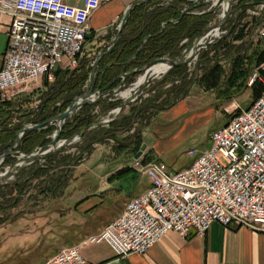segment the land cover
I'll list each match as a JSON object with an SVG mask.
<instances>
[{
    "label": "built area",
    "instance_id": "obj_1",
    "mask_svg": "<svg viewBox=\"0 0 264 264\" xmlns=\"http://www.w3.org/2000/svg\"><path fill=\"white\" fill-rule=\"evenodd\" d=\"M101 2L85 0L83 6H72L65 0H0V17L12 16L0 70V102L29 91L34 82L43 78L52 81L62 67L78 68L87 50L90 17ZM263 9L264 4L259 10L249 11L259 15ZM224 33L221 26L210 27L186 49L181 59L192 69L199 52L223 39ZM258 36L264 40V19ZM188 41L185 39L183 44ZM162 60L146 68L142 83H138L139 78L125 91L116 88L115 99L135 102L143 96L142 85L174 66ZM161 64H168L169 69L155 73L154 67ZM261 68L264 69V64L252 74L250 86L257 79L264 83ZM109 96L110 92L102 97L97 92L91 100ZM122 110L123 106L112 109L101 123L109 125ZM78 139L76 136L73 142ZM62 142L61 145L68 141ZM211 142L212 147L205 151L189 150L193 161L179 171H171L161 161L144 164L135 159L134 167L149 177L150 187L131 199L120 215L83 244L106 242L118 257L125 258L147 253L171 231L187 237L195 228L197 235L204 236L213 223L264 233V90L249 108L237 111L226 125L214 132ZM44 264L93 263L84 258L78 245L61 249Z\"/></svg>",
    "mask_w": 264,
    "mask_h": 264
},
{
    "label": "crops",
    "instance_id": "obj_2",
    "mask_svg": "<svg viewBox=\"0 0 264 264\" xmlns=\"http://www.w3.org/2000/svg\"><path fill=\"white\" fill-rule=\"evenodd\" d=\"M65 1L72 6H83L85 2ZM148 1L102 0L89 20L88 55H94V60L109 55L121 38L131 11ZM125 17L126 22L121 28ZM11 23L10 14L0 17V70ZM239 26L244 25L241 23ZM255 28L253 23H247L240 38L231 36L224 39L182 96L167 105L151 124L136 133V140L142 142L139 151L146 145L139 158L142 163H166L164 158L173 153L180 142L195 140L205 117H212L221 111L225 117L232 118L237 111L249 108L261 96L264 90L262 79L249 85L252 74L264 64V40L259 38ZM238 29L233 36L238 35ZM161 59H154L143 67L129 66L130 60L119 65H128L127 73L141 72L151 62ZM107 67L100 69L105 71ZM247 90L251 93L244 98L242 94ZM125 112L129 113L127 110ZM136 140L129 148L135 149ZM123 145L116 143L120 149ZM129 148L124 146L122 150L128 151ZM93 153L81 164L92 162L90 158ZM135 156L131 161L98 156L99 161L95 166L102 170V175L92 180L73 175L54 199L56 207L45 208L39 216L27 211L25 215L0 225V264H44L61 249L78 245H81L84 258L93 264H264V233L246 227H226L219 223H213L204 236L197 235L195 228L190 230L187 237L171 231L147 253H134L125 258L118 257L106 242L83 244L89 236L101 232L120 215L131 199L147 190V175L134 167ZM74 182L82 183L85 191H73L67 195L66 188Z\"/></svg>",
    "mask_w": 264,
    "mask_h": 264
},
{
    "label": "trees",
    "instance_id": "obj_3",
    "mask_svg": "<svg viewBox=\"0 0 264 264\" xmlns=\"http://www.w3.org/2000/svg\"><path fill=\"white\" fill-rule=\"evenodd\" d=\"M162 2L163 0H149L131 11L118 43L109 55L103 56L98 62L96 69L98 78L95 82V90L111 84L106 91L111 93L121 84L133 82L140 71H136L134 75L123 79L121 75L128 72L126 69L128 65L122 67L119 64L126 63L137 52L136 57L130 60L129 66L143 67L150 61L162 58L166 54L173 57L178 56L180 54L179 43L185 38L192 39L200 35L211 21L212 17L209 14L198 15L192 11L181 18L186 6L192 5L193 1L169 0L166 5L161 4ZM204 5V2H200L196 8H202ZM245 26L238 29V35L233 36L234 39L241 37ZM236 29L231 33L233 34ZM147 37L148 39L144 43V39ZM91 62L89 58H82L80 67L74 71L68 67L60 68L56 73L55 83L53 82L54 84L51 85L49 91L41 96L40 104L33 111L23 108L26 101L0 102V155L17 143L19 132L27 124L43 123L64 112L76 96L82 95L86 91L93 70ZM107 65L105 71H101L100 68H105ZM176 69L181 76L184 67H177ZM179 69L181 70L179 71ZM262 75H264V70H262ZM189 83L172 90L173 93L175 90V94L178 95L177 99L182 96L186 87L190 85ZM262 86L264 89L263 84ZM118 105H120L119 101H109L103 98L95 104L85 103L67 119L59 137L61 140H72L77 134L82 136L84 143L79 155L63 154L65 149L51 152L43 166L36 165L33 170L22 173L16 182L6 185L0 184V225L10 219L11 211L20 203V197L27 192V184L32 179L51 173L55 175L59 169H62L59 172L60 179L70 175L69 167L74 169L75 166L81 164L86 159L83 155L84 152L91 155L95 150V143L105 144L111 139L120 144L132 143L136 136L134 134L128 136V132L135 120L145 115L149 106L146 108L132 107L129 113L111 121L108 128L99 123L100 115L98 116L94 112L98 106L102 108L101 114H107L109 110ZM57 129L58 126L52 123L38 130L27 131L21 138L18 150L31 154L39 147H48ZM136 143L137 145L132 152L133 156L138 153L142 145L140 140H136ZM14 161L15 157L9 155L5 158L3 165H10ZM65 178L63 182L66 181L67 183L69 178H66L67 180Z\"/></svg>",
    "mask_w": 264,
    "mask_h": 264
},
{
    "label": "rangeland",
    "instance_id": "obj_4",
    "mask_svg": "<svg viewBox=\"0 0 264 264\" xmlns=\"http://www.w3.org/2000/svg\"><path fill=\"white\" fill-rule=\"evenodd\" d=\"M202 2L205 3L204 7L202 8L195 7L191 11L195 14H198L202 11H205V14H209L212 18H211L210 23L206 26L203 32L207 31L210 27L221 26L222 31H226V33H224L223 35L224 37L223 39H220V40L217 39L218 41L216 43L208 44V46L205 49H202L199 52L197 64L193 66L192 69H189V66L181 58L184 56L186 49L191 47V45L195 43V41H197V39L203 32L200 35L192 39L185 38V39H188L189 41L184 44H183V41L185 39H183L179 43L180 44L179 45L180 46L179 56H176L175 58H171L169 57L168 54H166L162 57L163 59L162 62L168 63L169 61V63H171L174 66L166 73L159 75L155 79H150L149 83H145L144 85H142L140 87V90H144V95L139 97L138 100H136L135 102H131L130 100H125L124 98L115 99V94L113 91L110 93L109 97L103 98L109 101H119L120 105L118 106H123V110L121 111L120 114L117 115L116 119L124 115L126 113L125 110L129 112L131 108L134 106H141L143 108L144 107L146 108V106H149V109L147 108V112L145 113V115L140 116L138 119L135 120V122L133 123V126L128 132V136L131 134H134L136 136V133L140 129L146 128L149 124H151L155 120V117L157 116V114L161 110L166 108L167 104H169L170 102L178 98V95L175 94V90H174V93L172 92L174 88L176 87L178 88L182 86L183 84H186V82H190L189 84L194 82L196 75L201 74L202 65H204L206 61H209V56L210 54L211 55L213 54L214 52L213 50L217 49L218 46L221 44V42L224 41V39L229 38L231 36L233 37V34L231 32L235 28L237 29L240 28L239 25L241 23L243 25H246L247 23H253V26L256 27L255 29L258 33L259 25L263 22V19H264V9L260 11L259 15L251 14L249 11V10H259L260 5L264 4V0H207V2L206 0H204ZM161 4L166 5L168 4V2L167 0H163ZM226 5H228V9H226ZM187 8L188 6H186L185 9ZM182 17L183 16H181V18ZM231 42H234V41L231 40ZM89 49L90 48L87 47L86 54L83 58H89V60L92 61L91 65L94 68V63H95L94 55H90V56L88 55L90 52ZM172 61H174L175 63L173 64ZM176 62H178V65L176 64ZM80 65L78 66V68L80 67ZM177 67H184V69H182L183 74H181V76H179V74L177 73L178 72V70L176 69ZM76 69H73V71ZM180 70L181 69H179V71ZM262 70L264 69L263 68L260 69L261 76H262ZM145 73H146V69L142 70L135 77L133 82L129 84L123 83L117 88H119V90L121 91L127 90L129 87H131L133 83L137 82L141 76L145 75ZM262 78H264V76H262ZM147 79H149V75L147 76ZM54 81H55V78L52 81H49L44 78L39 81H36L34 82L33 89L27 92H22L18 94L15 98H13L10 101H14V100H17V102L26 101L24 102L23 108H25L26 110L33 111L40 104L41 98H42L41 96L44 95L47 91H49L51 85L55 83ZM89 85H90V79H89L86 90H88ZM250 93L251 91L247 90L245 93L242 94V96L244 98L249 97ZM94 112L98 116L100 115L99 123H101L102 119L108 116V113L101 114L102 108L100 106H98ZM230 119L231 118L225 117L221 113V111L216 112L214 116L212 117H205L202 127L197 133L195 140L193 139L183 140L182 142L178 144V146H176L173 153H171L168 157L164 158V161L169 165L171 171H179L187 167L193 161V158L188 155V151L190 148L196 147L197 149L201 151L210 149L212 147L211 135L217 130L221 129L224 125H226L230 121ZM15 121L17 120L15 119ZM30 125H34V124H27L25 127L30 126ZM103 126H105L106 128L109 127V125H106V124H103ZM54 134H53V137H54ZM76 136H79L80 139H78L76 142H73ZM63 140L64 139L62 140L60 139L59 143H63L62 142ZM135 140L136 138H134L132 142ZM67 141L68 142L66 144L61 145L59 148H57L56 150H52L51 152L65 149L63 151V154L79 155L81 152V146L84 143V139L82 138V136L77 134L72 138V140H67ZM114 142L115 141L114 140L112 141L111 139L107 141L105 144L95 143L94 144L95 152L93 153V156L90 158L92 162L87 161L86 164L85 163L81 165L79 164L77 165L78 167L75 166V168L77 167L76 170H74L75 168L73 169V167H69V170H71V174L62 177V179H60L61 177L59 176V172L62 169L61 170L59 169L55 173V175H52L51 173L47 176L32 179L27 184V192L20 197V203L15 209L11 211L12 216H10V219L8 221H12L18 216L25 215L27 211H33L34 214L39 216L43 214L42 211L45 208L50 209V207L51 208L56 207V202H54V199L59 196L60 192H62L65 185L68 183V181L73 175L84 176V177L89 178V180H92V178L95 176L102 175L103 173L102 170L96 169V166H95V163L99 161L98 156L99 158H102V159H112L113 158L115 160L116 159H121V160L126 159V160L131 161L132 156H133V153H132L133 149L129 147L131 145H134L135 143L133 142V143L124 144L123 147L126 146L129 148L128 151H124L122 150L123 147L122 149H120L119 147L116 146L117 142L115 143ZM18 148L13 150L10 154L15 157V161L12 164L4 166L3 165L4 161L2 162V164H0V184L2 185H6L14 181L16 182L17 180H19V177L22 175V173H26V172L33 170L36 165L43 166L45 164V161H46V158H44L45 154H42L39 156L40 158L38 160L34 161L37 164L36 163L33 164L34 162H31V163L21 162V163L16 164L15 167H12V165L18 161V158L23 157V156H28L31 154H36L39 151V149L42 147L37 148L31 154L23 153L19 151ZM83 155L86 158H89L91 156L86 152H84ZM65 177L69 178L67 183L66 181L63 182ZM145 180L148 183V188H149L151 185L149 177L146 176ZM73 191L83 192L85 191V187L80 182L70 183L68 187L66 188V193L67 195H69V193Z\"/></svg>",
    "mask_w": 264,
    "mask_h": 264
},
{
    "label": "water",
    "instance_id": "obj_5",
    "mask_svg": "<svg viewBox=\"0 0 264 264\" xmlns=\"http://www.w3.org/2000/svg\"><path fill=\"white\" fill-rule=\"evenodd\" d=\"M202 1H204V0H194L193 4L183 11L182 16H184L187 13H189L191 10H193L196 7V5L199 2H202ZM125 22H126V17L122 20L121 28L124 26ZM99 59H100V57H98L95 60L94 68H93V71H92L91 77H90V85H89L88 90H86V92H84L82 95L76 97L73 100V102L70 104V106L64 112H62V113H60V114L48 119L47 121H45L43 123H39V124H36V125H30V126H27V127L23 128L19 132V136H18V140H17L16 145L11 147L10 149L6 150L4 154L0 155V164H2V162L5 160V158L8 155H10L13 150H15L16 148L19 147V145L21 143V137L27 131L41 129L47 124L54 123V124L58 125L57 133L54 135L53 140L50 142L49 146L40 148L39 151L36 154H31V155H28V156H23V157L18 158V161L16 163H14L12 165V167H15L16 164L21 163V162H29V163L34 162V161L38 160L40 158L39 156L42 155V154H45L44 158H48V156L50 155V152L52 150H56L57 148H59L61 146V143H59L60 142V138L59 137H60V133H61V131L63 129V126L66 123L67 119L75 111L79 110L85 103L95 104L98 100H91L93 98L94 94L98 92L99 97H102V95L111 86V84H110V85L106 86L105 88H102V89H99V90H95L94 89L96 78H97V74L95 72V69H96V66H97V63H98ZM158 61H160V60H156V61L151 62L150 64H148L147 68L152 67ZM172 63L174 64L175 62L172 61ZM134 74H135V72H130V73H127L125 76L128 77V76H132ZM145 148H146V145L144 144L142 146V149L135 156L136 159H139L142 156L143 151L145 150Z\"/></svg>",
    "mask_w": 264,
    "mask_h": 264
},
{
    "label": "bare ground",
    "instance_id": "obj_6",
    "mask_svg": "<svg viewBox=\"0 0 264 264\" xmlns=\"http://www.w3.org/2000/svg\"><path fill=\"white\" fill-rule=\"evenodd\" d=\"M226 9H228V5H226ZM168 69H169V65L168 64H161V65L155 66L153 71L155 73H162V72L167 71ZM144 79H145V76L144 75L141 76L138 83H142L144 81ZM128 93H129V91L124 92L125 95H127Z\"/></svg>",
    "mask_w": 264,
    "mask_h": 264
}]
</instances>
